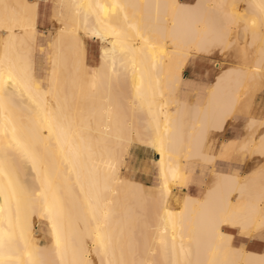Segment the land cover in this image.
Masks as SVG:
<instances>
[{
	"label": "bare ground",
	"instance_id": "obj_1",
	"mask_svg": "<svg viewBox=\"0 0 264 264\" xmlns=\"http://www.w3.org/2000/svg\"><path fill=\"white\" fill-rule=\"evenodd\" d=\"M63 8L71 24L58 20L43 86L38 2L0 0V264H264V253L236 247L226 230L264 238V190L248 192L257 173L248 181L213 170L200 198L188 194L191 163L221 157L227 139L214 152L209 138L226 132L251 70L221 69L204 95L187 91L184 76L196 59L227 51L238 24L259 70L264 0H65ZM87 38L101 44L93 68ZM259 139L264 151V132ZM133 143L155 151L162 187L123 176ZM160 188L153 229L146 197ZM175 190L185 193L172 210Z\"/></svg>",
	"mask_w": 264,
	"mask_h": 264
},
{
	"label": "rangeland",
	"instance_id": "obj_2",
	"mask_svg": "<svg viewBox=\"0 0 264 264\" xmlns=\"http://www.w3.org/2000/svg\"><path fill=\"white\" fill-rule=\"evenodd\" d=\"M33 1H37L39 5V15L37 21V26L39 30L38 49H37V71H38L37 76H38V82H40L43 86H46L49 78V69H50V60H51L50 45L54 35L58 31V27L62 24V22L58 20L61 19L63 22L69 23L70 18L66 16L67 15L66 11L63 8V2H65V0L64 1L60 0V2L59 0H33ZM183 1L192 4L194 3L195 0H183ZM59 5L60 7H58ZM243 6L244 3L241 4V8ZM226 9L230 10L231 7L226 5ZM57 10L60 11L63 10V13H65L64 15L65 18H63V14L62 15H58V13L56 14ZM69 24H71V22ZM241 28H242V24L240 25L238 24L236 26L234 25V27L232 28L233 33L230 36V41L232 46L230 45L227 51L225 50L224 52H222L223 53L222 54L219 49H215L210 60H202L198 58L193 63H190L184 72V76H186L187 79H192L199 83L202 82L203 84H207V87H210L216 75L220 72L221 69L223 70L231 67H240V68L244 67L249 69V71L251 70L250 76L246 80L247 83L245 82V86H244L245 88L244 87L242 88V90L244 91L241 90L240 92V94L244 92L242 95L243 97L241 96L242 98L240 102L241 105L238 106L237 111L233 115V118L228 122V125L226 127V132L216 136H214L213 134L209 138L211 140L214 139L213 140L214 148H215L214 152L217 151L220 142L224 138L234 139V146H230L227 143L228 140L225 141L222 147L223 150L221 151L222 155L220 158H218L217 162L214 164L209 165V163L206 164L200 161L195 162V173H194L195 178L197 180H201V182L199 184H194L192 186V194L194 195L203 193L205 191L204 189H206L211 185L210 183L212 181L211 178H213L212 176L213 169L225 173L236 172L238 173L237 175H239L243 180H248V181L252 180L253 177L258 175V177L256 176L257 179L253 178L254 181L251 182V184L249 185L248 192L250 195L255 196L262 193L264 190V151L262 150L259 151L257 149L260 141L259 136L261 137L262 133L264 132V127H261L262 126L261 120L263 122L264 119V63L262 64V67L259 70H254L255 59L253 58L255 57L254 54L255 48L249 45L250 41L248 38H246L248 36L243 37L242 34L240 35V32L242 33ZM86 41L88 47L87 67L93 68L99 62L101 44L99 41L89 38H87ZM195 63L197 64L195 65ZM215 64H219V67L218 68L215 67ZM195 68L197 69L196 72L194 71ZM200 69H202L204 74L210 71L212 73L211 76L208 78H204V77L201 78V76L198 75L200 73L199 72ZM257 71L259 73L258 75H256ZM118 83L119 82L117 81L116 83H114V85L118 86L117 85ZM119 87L120 86H118V89ZM115 91L116 90H114V92ZM251 119L254 120V123L253 121L251 122ZM249 123L250 124L252 123L254 125H252L251 127ZM140 125L141 124L139 122L135 123V126L139 127ZM5 133L3 134V139H4L3 141L12 142V138L9 136V134L7 132ZM246 145L247 147L249 146L251 149L245 147ZM138 146H143V145H140L138 143H133L130 147L128 155H126V157L124 156L125 157L123 159L124 162L122 161L123 176L130 180H136L142 182L140 181V176L137 174L138 171L147 172V170H149L148 172H150L149 173L150 178H148L146 183L144 182L142 183L151 187H162L159 177V169L157 165L158 156L156 155L153 149L149 148L148 146H143L145 147L144 150H146L147 156H149L150 158V164L147 165L146 161H143L140 164L135 163L131 151L137 148ZM240 146H244L247 151L244 149V147L240 148ZM11 148H12V143L9 150L14 155V158L16 160L17 159L19 160V161L17 160L18 163L22 164L21 165L22 169L20 172L21 174H23V178L25 177L24 179L32 180L34 178L33 176L34 174L32 172L27 157L23 153L13 151V149ZM242 149H244L245 151L244 150L242 151ZM248 150L251 152H249ZM255 173L257 174L255 175ZM249 176L250 177L253 176V177L250 179ZM161 189L162 188L157 189L155 192H152L150 195L146 197V202H147V203L145 202L146 203L145 206L147 207L146 213H148V219H149L148 221L150 222V224H152L151 228L153 226H156V222L157 220H159V216L156 214H158V210L160 209L161 206L159 200L160 199L159 192H161ZM184 193L185 192L179 190L173 191L172 197L169 200L168 207L172 210H175L177 208V205L174 201L175 198H177V200H181V196H183ZM36 221L38 228L37 237L40 234V237H38V241L40 239L39 242L41 244H47L48 242L51 241V237L49 236V232L47 229V224L44 220L41 219H37ZM154 228L155 227H153V229ZM226 230L227 232L234 235L233 240H234V245L236 247H244L245 249L248 250L264 253V238L262 239L256 237L250 238L244 236L243 234H240L237 230H230V229H226Z\"/></svg>",
	"mask_w": 264,
	"mask_h": 264
},
{
	"label": "crops",
	"instance_id": "obj_3",
	"mask_svg": "<svg viewBox=\"0 0 264 264\" xmlns=\"http://www.w3.org/2000/svg\"><path fill=\"white\" fill-rule=\"evenodd\" d=\"M197 63H195V65H196ZM194 71L196 72L197 71V69L195 68L194 69ZM199 76H201V78L202 77H204V78H208V77H210L211 76V72L209 71V72H206V74H204V72L202 71V69H200L199 70ZM188 81H189V83L187 84V86L185 85V89L187 90V91H189V92H192L193 93V91H194V93H198V94H200V95H204L205 94V92L207 91V84H203L202 82L201 83H199V82H196V81H194V80H192V79H187ZM191 82V83H190ZM193 85V86H192ZM196 86V87H195ZM200 87V88H199ZM201 87H202V89H201ZM204 87H205V89H204ZM195 88V89H194ZM198 88V89H197ZM190 89V90H189ZM204 90V91H203ZM204 92V93H203ZM228 140V144L230 145V146H234V139H227ZM144 148L145 147H143V146H138L137 148H135V149H133L132 151H131V154H132V156H133V159L135 160V163H141V162H143V161H146V163H147V165L148 164H150V158H149V156H147V154H146V150H144ZM218 160V159H217ZM217 160L215 161V163L217 162ZM139 168H140V166H139ZM214 170V169H213ZM212 170V171H213ZM149 170H147V172L145 171V172H140V171H138V175L140 176V181H142V182H144V183H146L147 182V180H148V178H150V175H149V173L150 172H148ZM188 171L192 174V179H191V183H190V187H189V191H188V194L189 195H191V196H193V197H197V198H200L202 195H203V193H201V194H198V195H194V194H192V186L194 185V184H199L200 182H201V180H197L196 178H195V162H193V163H191V165L188 167ZM214 171H217V170H214ZM218 172H220V171H218ZM221 173H225V172H221ZM225 174H238V173H236V172H234V173H225ZM245 236V235H244ZM246 237H248V236H246ZM233 243H234V240H233ZM239 248H241V249H245L244 247H239ZM245 250H248V249H245ZM248 251H252V250H248ZM252 252H255V251H252ZM256 253H259V252H256ZM261 253H263V252H261Z\"/></svg>",
	"mask_w": 264,
	"mask_h": 264
}]
</instances>
